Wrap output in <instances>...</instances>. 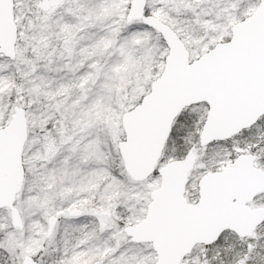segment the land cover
<instances>
[{
	"label": "snow or ice",
	"instance_id": "obj_1",
	"mask_svg": "<svg viewBox=\"0 0 264 264\" xmlns=\"http://www.w3.org/2000/svg\"><path fill=\"white\" fill-rule=\"evenodd\" d=\"M0 264H264V0H0Z\"/></svg>",
	"mask_w": 264,
	"mask_h": 264
}]
</instances>
